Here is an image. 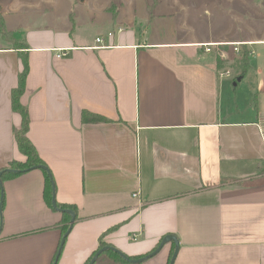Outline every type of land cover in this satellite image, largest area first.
<instances>
[{"label": "crops", "instance_id": "0c3cea01", "mask_svg": "<svg viewBox=\"0 0 264 264\" xmlns=\"http://www.w3.org/2000/svg\"><path fill=\"white\" fill-rule=\"evenodd\" d=\"M43 1V11L55 10L53 0ZM20 9V1L0 4L9 32L0 33L7 42L0 46V171L25 160L14 135L21 116L11 105L24 57L27 135L50 171L56 203L75 211L57 264L87 263L101 241L142 257L167 234L179 242L173 264H264V114L255 107L251 120L240 118L233 80L218 62L231 45L200 46L239 42L252 54L264 35L161 39L133 12L90 38L56 13L48 26L19 28ZM84 111L105 120L86 122ZM46 174L31 168L1 178L0 264L52 263L70 215L48 204ZM173 250L167 242L140 264H168Z\"/></svg>", "mask_w": 264, "mask_h": 264}, {"label": "rangeland", "instance_id": "374dc122", "mask_svg": "<svg viewBox=\"0 0 264 264\" xmlns=\"http://www.w3.org/2000/svg\"><path fill=\"white\" fill-rule=\"evenodd\" d=\"M16 1L21 2L19 14L24 19L17 25L19 28L48 26L50 22L46 19L56 13L63 22L67 21L68 27L72 26L73 19L76 32L90 38L106 35L108 30L116 29L119 22L132 20L133 12L137 23L161 39L263 40L264 35V0H53L56 10L53 12L51 9L43 11V0H0V4L5 6ZM144 12L148 13L147 20L142 18ZM6 43L0 36V46ZM228 44L231 46L225 48L226 53L219 56L218 62L233 80L230 89L236 106L242 110L240 118L251 120L255 107L264 114V100L257 97L259 86L264 87V45L252 46V56L245 65L241 55L232 51V43ZM236 76H241V80L236 81ZM104 259L106 264H124L104 255L98 259V264Z\"/></svg>", "mask_w": 264, "mask_h": 264}, {"label": "trees", "instance_id": "16d2710c", "mask_svg": "<svg viewBox=\"0 0 264 264\" xmlns=\"http://www.w3.org/2000/svg\"><path fill=\"white\" fill-rule=\"evenodd\" d=\"M0 33L4 37V39H7L9 37V32L6 29H4V27H3L1 15H0ZM16 45L21 46L24 44H22V43L18 44L17 43ZM23 47L25 48L26 45H24ZM225 48H227V47H225ZM238 53L241 55L242 63L245 65H248V58H249L251 52L247 48L246 44L241 45V49ZM22 59L24 61L23 62L24 66H23L22 72L19 73L20 75L18 78V84L16 87L11 89L12 90V92H11V105H12L13 109L16 112H18L21 116V120H22L21 126H20V128L14 130V135H15V140L17 143L18 150H20L21 154L25 157V160L23 162L11 160L7 165L8 168L11 167L14 169H19L21 171H19V172H11V171L10 172H4L1 176V178H3L4 176L20 174V173L25 172L26 170L30 169L31 167L39 166L40 164H43V165L45 164L44 161L41 159V157H39L37 150L35 149L34 145L32 144V142L30 141V139L27 135V130H28V126H29L28 112H27L26 106L21 105V103L19 102V98L23 94V91H24L23 90L24 89V81H25V77L27 75L26 74L27 70H28L27 60L24 57ZM236 78H237V76L235 77V79ZM82 118L86 122H99L100 120H105L103 117L96 116V115L91 114L87 111H84L82 113ZM2 170H4V169H2ZM46 180H47V182L45 185L44 195L46 196L48 204L51 205V196H52L51 195V183H50V180H49L47 174H46ZM57 206L60 208H66L67 207V206L62 205V204H57ZM65 215L67 216V219H69V215H67L66 213H65ZM68 227H69L68 224H65V226L62 227V236L66 232ZM104 245H107V244L105 242L101 241L99 248L103 247ZM105 253L110 254L112 256V258L116 259V261H118V262H122L124 264H131V263L127 262L126 260H124L120 255H118L117 253L113 252L110 249L103 251V253H101L99 258L102 257ZM134 258H138V257H134ZM90 259H91V257L88 259V261ZM98 259H97V261H98ZM53 261H54V259L52 260L51 264H53ZM88 261H87V263H88ZM96 262L94 264H96ZM87 263H85V264H87Z\"/></svg>", "mask_w": 264, "mask_h": 264}, {"label": "water", "instance_id": "95a60500", "mask_svg": "<svg viewBox=\"0 0 264 264\" xmlns=\"http://www.w3.org/2000/svg\"><path fill=\"white\" fill-rule=\"evenodd\" d=\"M240 80H241V76H237L236 81H240ZM31 168H39V169L42 168V169H44L47 172L48 178H49L50 183H51V195H52L51 206H52V208L54 210H56V211L58 210L60 212H65V213L70 215V221H69L70 225H69L68 229L66 230V232L61 237L60 244H59L58 249H57V251L55 253L56 256L54 258L53 264H57L58 259L60 257L61 249H62V247H63V245L65 243V237L67 236V234L72 229L73 222L75 220V211L73 209L71 210V209H66V208H60V207L57 206L56 198H55V195H54V191H55L54 182H53V179L50 176V171H49V169H48V167L46 165L40 164L39 166H34V167H31ZM10 171L11 172H19L21 170L14 169V168L10 167V168H6L5 170L0 171V210H1L2 202H3V198H4L3 189H2V183L3 182L1 181V176H2V174L4 172H10ZM0 230H1V222H0ZM167 242H173L174 243V250H173L174 252H173V254H172V256H171V258L169 260V263H168V264H173L177 254H178L179 242H178L177 237L174 236V235H171V234L164 235L162 241L159 243V245L156 248H154L152 251H150L149 254L144 255L142 257H138V258H130L125 253L121 252L119 249H116V248H114L112 246H109V245H104L103 247L99 248L96 252H94V255L91 257V259L88 261L87 264H94L97 261V259L99 258V256L101 255V253H103V251H105L107 249H110L113 252L117 253L124 260H126L127 262H129L131 264H140V263L148 260L150 257H152V256L156 255L157 253H159L161 248Z\"/></svg>", "mask_w": 264, "mask_h": 264}, {"label": "built area", "instance_id": "2783aa9c", "mask_svg": "<svg viewBox=\"0 0 264 264\" xmlns=\"http://www.w3.org/2000/svg\"><path fill=\"white\" fill-rule=\"evenodd\" d=\"M121 30V29H120ZM112 35V32L111 33H109L108 34V36H111ZM102 41V38L101 37H97V39H96V42H101ZM226 46V45H230V44H228V43H219L218 42V44L217 43H203L202 45H200L202 48H204V51H206V52H210L211 50H212V47H218V46ZM234 45V47H233V51L235 52V53H238L239 51H240V49H239V45H242V43H235V42H233L232 43V46ZM239 54V53H238ZM221 55H222V57L224 56V53H223V51L221 52ZM58 56H60V55H58ZM226 75H229V72L227 71L226 73H225Z\"/></svg>", "mask_w": 264, "mask_h": 264}]
</instances>
